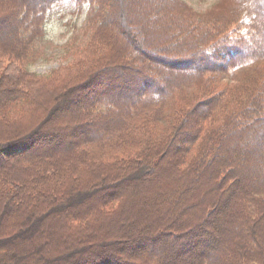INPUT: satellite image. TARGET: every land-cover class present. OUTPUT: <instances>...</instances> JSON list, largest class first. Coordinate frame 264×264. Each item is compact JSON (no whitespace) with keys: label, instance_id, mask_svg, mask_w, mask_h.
<instances>
[{"label":"trees","instance_id":"16d2710c","mask_svg":"<svg viewBox=\"0 0 264 264\" xmlns=\"http://www.w3.org/2000/svg\"><path fill=\"white\" fill-rule=\"evenodd\" d=\"M0 264H264V0H0Z\"/></svg>","mask_w":264,"mask_h":264},{"label":"rangeland","instance_id":"374dc122","mask_svg":"<svg viewBox=\"0 0 264 264\" xmlns=\"http://www.w3.org/2000/svg\"><path fill=\"white\" fill-rule=\"evenodd\" d=\"M186 4L197 12H204L213 7L219 0H184ZM86 7L84 8H63L61 12L53 14L47 24L45 38L41 43V57L32 66V70L39 74H47L52 70L58 69L67 63L70 58L67 55L66 44L71 39L76 38L79 42H85L88 38V32L84 29ZM243 68L232 70L230 77L224 78L229 84L237 83L245 74ZM121 89L120 87H116ZM124 92L123 88L121 89ZM91 130V129H90ZM66 143L52 145L53 148L59 150ZM246 182V181H245ZM245 183H240V188ZM153 246L142 247L149 250ZM141 249V250H142ZM139 250V249H137ZM136 250V251H137Z\"/></svg>","mask_w":264,"mask_h":264}]
</instances>
